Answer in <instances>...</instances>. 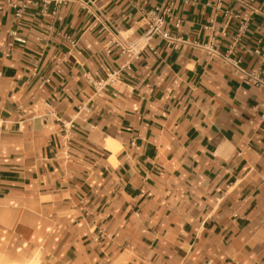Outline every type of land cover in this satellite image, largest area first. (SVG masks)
Instances as JSON below:
<instances>
[{
    "label": "crops",
    "instance_id": "obj_1",
    "mask_svg": "<svg viewBox=\"0 0 264 264\" xmlns=\"http://www.w3.org/2000/svg\"><path fill=\"white\" fill-rule=\"evenodd\" d=\"M163 1L0 0V253L264 264V0Z\"/></svg>",
    "mask_w": 264,
    "mask_h": 264
},
{
    "label": "built area",
    "instance_id": "obj_2",
    "mask_svg": "<svg viewBox=\"0 0 264 264\" xmlns=\"http://www.w3.org/2000/svg\"><path fill=\"white\" fill-rule=\"evenodd\" d=\"M187 1V0H185ZM246 2L247 0H242ZM176 0H164L159 6H156L152 10L146 13V19L148 20V29L146 35L148 38L154 35H161L164 38H170L169 34L163 30V25L167 19L172 18V11L174 8ZM119 71L114 72L105 83H112L114 81V76H117ZM248 78L253 82L255 86L264 91V78L255 72H248ZM104 83V84H105Z\"/></svg>",
    "mask_w": 264,
    "mask_h": 264
},
{
    "label": "rangeland",
    "instance_id": "obj_3",
    "mask_svg": "<svg viewBox=\"0 0 264 264\" xmlns=\"http://www.w3.org/2000/svg\"><path fill=\"white\" fill-rule=\"evenodd\" d=\"M38 254L37 264H42L44 254L42 250L35 248L16 253L13 249L0 253V264H28Z\"/></svg>",
    "mask_w": 264,
    "mask_h": 264
},
{
    "label": "bare ground",
    "instance_id": "obj_4",
    "mask_svg": "<svg viewBox=\"0 0 264 264\" xmlns=\"http://www.w3.org/2000/svg\"><path fill=\"white\" fill-rule=\"evenodd\" d=\"M37 260H38V254H36L34 259L32 261L28 262V264H37Z\"/></svg>",
    "mask_w": 264,
    "mask_h": 264
}]
</instances>
